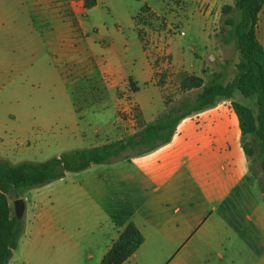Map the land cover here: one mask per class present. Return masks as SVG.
<instances>
[{
    "label": "crops",
    "instance_id": "0c3cea01",
    "mask_svg": "<svg viewBox=\"0 0 264 264\" xmlns=\"http://www.w3.org/2000/svg\"><path fill=\"white\" fill-rule=\"evenodd\" d=\"M138 1L145 4L140 11L119 14L101 0L90 9L75 0H0V79L22 82L30 72L62 79L60 71L68 70L59 64H81L82 96L95 98L86 107L95 115L88 125L105 133L100 145L133 135L168 104L194 94L199 87L189 88L191 82L203 86L225 67L226 60H216L223 48L215 35L223 6L235 2ZM188 13L210 40L197 71L167 33ZM257 38L264 49V6ZM163 53L171 68L160 74ZM16 88L7 103L25 101L22 85ZM24 108L10 107L7 114L17 118ZM132 109L135 130L124 120ZM243 140L234 107L224 100L182 119L171 139L152 151L92 165L83 192L85 220H24L32 235L9 264H101L130 224L144 242L123 264H236L247 257L264 264V183ZM7 150L0 147V160L9 161Z\"/></svg>",
    "mask_w": 264,
    "mask_h": 264
},
{
    "label": "trees",
    "instance_id": "16d2710c",
    "mask_svg": "<svg viewBox=\"0 0 264 264\" xmlns=\"http://www.w3.org/2000/svg\"><path fill=\"white\" fill-rule=\"evenodd\" d=\"M75 1H83L86 9L98 2ZM263 6L264 0H235L233 5L222 8L217 37H221L224 45L234 44L240 57L231 81L225 83V73L219 72L212 74L203 86H199L198 81L191 82L189 88L199 87L196 93L168 104L152 123L123 140L68 151L43 162L12 164L0 160V264H9L25 227L24 220L15 216L14 206L10 203L11 192L19 198L31 189L64 178L67 173L82 172L92 165L114 163L128 150L139 155L152 151L171 139L182 119L220 101H231L244 137V151L254 165H260L264 174V49L257 38ZM237 94L253 101L255 108L236 101ZM143 242L144 237L135 225H128L101 264H123Z\"/></svg>",
    "mask_w": 264,
    "mask_h": 264
},
{
    "label": "rangeland",
    "instance_id": "374dc122",
    "mask_svg": "<svg viewBox=\"0 0 264 264\" xmlns=\"http://www.w3.org/2000/svg\"><path fill=\"white\" fill-rule=\"evenodd\" d=\"M101 1L102 3L108 2L113 11L119 14L137 13L145 6L144 2L138 0ZM104 9L107 10V7L104 6ZM191 20V13H188V16H183L182 25L167 30V33L171 36L172 42L178 43L186 50L190 70L197 71L202 64L200 58L206 60L205 44L208 45L210 40ZM159 26L160 29L166 28L162 23ZM212 27L210 25L211 33ZM174 30L175 32L183 31L185 34L184 36L179 33L175 34ZM219 32L215 36L218 44L223 48V54L216 60L220 63L223 62L222 60L227 61L224 68H218L219 71L225 73L226 83L234 78L235 66L240 57L234 44L224 45L222 43L221 37H217ZM212 41H214V35L211 36ZM68 64L58 65V68L68 70L67 73L60 71L62 79L39 78L36 73L32 72L29 74V80L22 82L0 79V147L4 146L8 149L6 157L12 164L24 161L43 162L68 151L98 146L105 140L103 130L97 134L94 126L88 125L95 115L87 111L86 107L90 106L95 98L91 95L82 96L86 89L83 72L80 73L82 65H77L75 68L72 64L70 65V62ZM36 67L35 64L32 65V69ZM16 84L17 86L22 85V100L25 101L20 103L21 98L18 97V102L13 99L12 102L7 103L5 97L11 91H15ZM198 90L193 92L196 93ZM237 101H242L255 108L253 101L244 99L239 94ZM21 105L26 108L17 118L8 116L10 107L15 108ZM75 117L79 126L74 123ZM126 153L136 152L128 150ZM254 171L259 173V180L264 183V175L259 165H255ZM87 172L84 170L78 173H67L64 178L31 189L19 197H25L26 210L23 220L26 223L29 220H85L86 206L83 192ZM9 197L12 205L15 200L19 199L13 192ZM25 228L15 250L16 256H19L22 248L27 245L29 236L32 235V232ZM250 260L251 257L236 258V264H250Z\"/></svg>",
    "mask_w": 264,
    "mask_h": 264
},
{
    "label": "built area",
    "instance_id": "2783aa9c",
    "mask_svg": "<svg viewBox=\"0 0 264 264\" xmlns=\"http://www.w3.org/2000/svg\"><path fill=\"white\" fill-rule=\"evenodd\" d=\"M174 32H175V30L173 31V33ZM178 33L181 36H184V34H185L183 31L175 32V34H178ZM162 59H163L162 64L165 65V68L164 69L162 68L160 70L161 71L160 74H165L166 70L168 71L171 68V63L169 60V56L166 53H163ZM124 120L130 124L132 129H134V130L136 129V115H135V112L133 111V109L131 111H129V113H126V117L124 118Z\"/></svg>",
    "mask_w": 264,
    "mask_h": 264
},
{
    "label": "water",
    "instance_id": "95a60500",
    "mask_svg": "<svg viewBox=\"0 0 264 264\" xmlns=\"http://www.w3.org/2000/svg\"><path fill=\"white\" fill-rule=\"evenodd\" d=\"M15 216L18 220H23L26 205L23 198H19L13 202Z\"/></svg>",
    "mask_w": 264,
    "mask_h": 264
}]
</instances>
